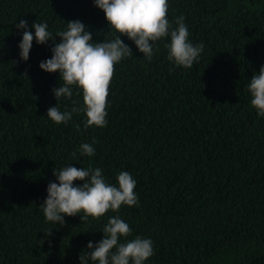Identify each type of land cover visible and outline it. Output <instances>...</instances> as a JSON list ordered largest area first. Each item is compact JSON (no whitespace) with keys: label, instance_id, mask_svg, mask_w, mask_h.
<instances>
[{"label":"trees","instance_id":"16d2710c","mask_svg":"<svg viewBox=\"0 0 264 264\" xmlns=\"http://www.w3.org/2000/svg\"><path fill=\"white\" fill-rule=\"evenodd\" d=\"M168 4L173 28L183 16L189 42L203 44L198 60L191 68L169 61L170 36L153 42L148 60L121 36L132 56L115 65L108 123L85 127L83 112L67 123L47 118L50 107L83 105L75 86L57 101L59 73L39 67L60 38L34 39L23 61L24 29L16 25L27 21L34 36L32 25L46 23L55 35L79 20L93 42L119 33L94 0H0V264H81V252L116 215L132 229L127 239L152 240L145 264H264V117L247 91L264 66V0ZM83 143L94 155L81 154ZM68 165L99 167L113 185L128 171L138 204L83 223V213L62 225L46 221L47 186Z\"/></svg>","mask_w":264,"mask_h":264},{"label":"clouds","instance_id":"9594fccd","mask_svg":"<svg viewBox=\"0 0 264 264\" xmlns=\"http://www.w3.org/2000/svg\"><path fill=\"white\" fill-rule=\"evenodd\" d=\"M94 4L104 12L110 30L119 35L104 42H93L92 34L79 20L66 22V29L55 35L48 31L46 23L35 22L32 25L34 36L27 30V21L20 20L16 25L18 29H24L18 44L23 61L29 59L34 39L42 45L56 36L60 38L51 48V58L39 64L45 72L59 73L61 84L53 89L55 99L71 98L73 86L82 92V107L62 112L57 105L47 110V118L56 124L67 123L72 120L73 113L83 112L85 127L107 125V97L115 65L132 56L121 36L126 35L132 40L148 60L154 55L153 42L170 36V42L165 44L167 58L184 68H191L203 51L202 43L194 46L189 42V30L183 16L176 19V27L173 28L167 18L168 0H94ZM247 91L251 95V106L264 117V66L252 76ZM79 151L92 156L95 149L83 143ZM72 155L75 156V152ZM102 172L99 167L76 168L69 165L55 169L53 174L58 183L48 184L47 197L40 205L46 221L62 225L65 216L83 213L80 215L83 223L88 217L99 219L110 210L118 212L122 205L131 207L138 204L137 181L128 171H120L116 175L115 185L109 183ZM74 181L83 183L74 185ZM102 233L103 238L99 242L88 243L90 251L81 252V264H89V261L92 264H145L154 254L151 239L140 236L127 239L132 235V229L119 215L108 219Z\"/></svg>","mask_w":264,"mask_h":264}]
</instances>
